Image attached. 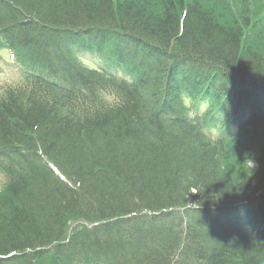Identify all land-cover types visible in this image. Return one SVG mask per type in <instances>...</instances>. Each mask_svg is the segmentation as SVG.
Wrapping results in <instances>:
<instances>
[{
	"label": "trees",
	"instance_id": "1",
	"mask_svg": "<svg viewBox=\"0 0 264 264\" xmlns=\"http://www.w3.org/2000/svg\"><path fill=\"white\" fill-rule=\"evenodd\" d=\"M217 7L0 0V35L41 74L0 97V150L13 153L0 191V264H264V232L241 228L264 216V149L242 177L220 164L233 140L256 131L264 141V55L247 37L264 11L253 22L245 5L230 19ZM71 44L128 77L82 69ZM201 92L253 116L209 143L179 121L183 98ZM246 200L253 206L219 208ZM219 218L236 221L223 228Z\"/></svg>",
	"mask_w": 264,
	"mask_h": 264
},
{
	"label": "rangeland",
	"instance_id": "2",
	"mask_svg": "<svg viewBox=\"0 0 264 264\" xmlns=\"http://www.w3.org/2000/svg\"><path fill=\"white\" fill-rule=\"evenodd\" d=\"M210 2L212 4L216 3L218 5L217 10L224 13L225 16L228 15L229 19L231 16H233L234 11L239 13L242 12L244 5L248 9L249 17L251 20H253V22L258 21L261 17H263L262 13L264 11V6L261 7L262 0L259 2L257 0H247V2H245V0H210ZM263 24L264 20L259 27H255L254 30H252V34H249V36L247 35L248 39L258 47L257 51L262 53V55H264V33H261L260 36V32L258 30L261 31ZM257 35H259V38H257L256 42L258 40L259 41L255 43L254 39ZM12 76V67L6 61H0V82L8 80ZM185 101L187 104H190V101L187 98ZM231 144L232 149L223 154L224 157L220 160V164L221 167H229L232 173L236 174L237 176L242 177L241 172L246 171V169H248L247 166L251 167V160H255L257 163H259V160H262L261 158L263 157V154L261 153L264 149V141L259 139L258 132L254 131L250 133L248 137L245 139L243 138L242 140L235 139Z\"/></svg>",
	"mask_w": 264,
	"mask_h": 264
},
{
	"label": "clouds",
	"instance_id": "3",
	"mask_svg": "<svg viewBox=\"0 0 264 264\" xmlns=\"http://www.w3.org/2000/svg\"><path fill=\"white\" fill-rule=\"evenodd\" d=\"M106 99L109 104H113V103L118 104L120 102L119 97H117L115 94L109 95ZM254 168H255V161L251 160V173L253 172Z\"/></svg>",
	"mask_w": 264,
	"mask_h": 264
},
{
	"label": "bare ground",
	"instance_id": "4",
	"mask_svg": "<svg viewBox=\"0 0 264 264\" xmlns=\"http://www.w3.org/2000/svg\"><path fill=\"white\" fill-rule=\"evenodd\" d=\"M74 29H75V28H71L70 31H71V30H74ZM72 46H73V45L71 44V45H69V46L67 47V49H68V51L70 52V54H72V48H74V47H76V49L78 48V45L76 46V44H75L73 47H72ZM116 53H118V52H116ZM116 53H115V54H116ZM112 54H113V53H112ZM69 59H70V58H68V57L66 58V60H68V62H69ZM60 71H61V69H60Z\"/></svg>",
	"mask_w": 264,
	"mask_h": 264
}]
</instances>
